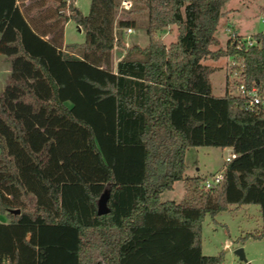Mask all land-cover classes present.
I'll list each match as a JSON object with an SVG mask.
<instances>
[{
  "label": "trees",
  "instance_id": "16d2710c",
  "mask_svg": "<svg viewBox=\"0 0 264 264\" xmlns=\"http://www.w3.org/2000/svg\"><path fill=\"white\" fill-rule=\"evenodd\" d=\"M17 1L0 0V54L9 62L0 91V264H220V254L201 253L200 223L205 215L216 222L232 189L240 204L264 191V110L245 111L227 79L214 97V68L202 60L236 53L245 85L258 83L264 35L245 51L229 39L212 51L227 0H130L147 16V43L125 48L112 70L111 50L123 47L115 27L133 24L115 20L118 0H90L86 14L73 0H51L50 18ZM68 19L82 43L62 44ZM169 24L176 37L164 46L153 32ZM196 146L235 154L209 188L183 178L184 152ZM178 180L180 201H160ZM103 193L107 211L98 215ZM246 237L264 240V223Z\"/></svg>",
  "mask_w": 264,
  "mask_h": 264
},
{
  "label": "rangeland",
  "instance_id": "374dc122",
  "mask_svg": "<svg viewBox=\"0 0 264 264\" xmlns=\"http://www.w3.org/2000/svg\"><path fill=\"white\" fill-rule=\"evenodd\" d=\"M120 0H118L119 2ZM51 0H21L17 1L20 9L23 11L24 6H33L40 8L42 14L47 17L53 16V8L50 4ZM82 14H86L90 0H73ZM128 10L119 9L115 14V20H131L133 24L131 31L126 32L125 28L115 27L117 35L123 44V47L114 45L110 53V68L114 70L115 62L122 57L125 48L131 45H137L142 48L147 43L145 28L147 16L144 12H134L133 8L136 4L131 3ZM264 0H227L221 6V15L218 25L215 29L214 36L216 43L210 44V50L217 48L224 49L225 43L230 38L231 33L236 35H254L263 30L264 25L260 18L263 14ZM131 10V11H130ZM67 14L65 9L61 11ZM27 21L33 27L44 28V22L40 17L30 18L26 16ZM229 30V31H228ZM50 35L44 38H49ZM153 37L160 40L164 46L173 42L176 37V26L169 24L162 29L154 30ZM66 44H80L84 40L81 30H77L75 23L68 19L64 25L62 37ZM68 48H65L66 50ZM77 53V51H72ZM139 54H133V58H139ZM202 63L213 67L214 70L209 74L211 85V93L214 97L220 98L224 95V76L226 55L218 56L215 59L206 58ZM9 75V62L6 57L0 54V91L3 89ZM216 118V117H215ZM229 151L226 147L220 148L215 146H196L188 147L184 152L185 168L183 178L199 177L202 182L205 179H212L213 175L221 172L224 165V157ZM182 180L175 181L170 190H164L159 194L160 201L178 202L183 194ZM231 203L224 211H220L215 215V221L205 215L200 223L199 242L201 252L204 255H221L220 264H264V240L252 239L246 237L241 240L246 233L258 230L264 223V191L262 193L254 192L252 203H237L236 198L238 192L232 189ZM247 199V196L245 197ZM7 221L4 214H0V222ZM241 248L245 261L239 259L233 251Z\"/></svg>",
  "mask_w": 264,
  "mask_h": 264
},
{
  "label": "built area",
  "instance_id": "2783aa9c",
  "mask_svg": "<svg viewBox=\"0 0 264 264\" xmlns=\"http://www.w3.org/2000/svg\"><path fill=\"white\" fill-rule=\"evenodd\" d=\"M130 0H120L118 2L119 9L128 10L131 8ZM261 22L264 25V13L260 18ZM126 32H130V27L125 28ZM229 31V30H228ZM259 33L264 35V28ZM230 44L234 46L236 51L247 50L248 48L258 46L259 42L256 40L253 35L240 36L234 33H231ZM243 64L236 59V53L232 56H226L225 63V76L224 79H227L230 86L234 87V94L239 96L242 99V107L245 111L256 112L258 110H264V74L260 82L252 83L250 86H246L243 79ZM233 151H229L224 157V162H228L234 157ZM222 179V171L213 175L212 179H205L202 182L204 188H209Z\"/></svg>",
  "mask_w": 264,
  "mask_h": 264
},
{
  "label": "water",
  "instance_id": "95a60500",
  "mask_svg": "<svg viewBox=\"0 0 264 264\" xmlns=\"http://www.w3.org/2000/svg\"><path fill=\"white\" fill-rule=\"evenodd\" d=\"M79 30V28H78ZM106 199H107V195L105 193L101 194L98 201H97V207H96V213L98 215L100 214H104L107 211V207H106ZM14 213H17V210H14ZM233 253L242 261H245L243 252L241 248H236ZM248 264V263H246Z\"/></svg>",
  "mask_w": 264,
  "mask_h": 264
},
{
  "label": "crops",
  "instance_id": "0c3cea01",
  "mask_svg": "<svg viewBox=\"0 0 264 264\" xmlns=\"http://www.w3.org/2000/svg\"><path fill=\"white\" fill-rule=\"evenodd\" d=\"M73 4H74V2H73ZM75 6V5H74ZM66 23V22H65ZM65 23H64V25H65ZM64 25H63V31H62V37H63V32H64ZM78 30V29H77ZM80 30V29H79ZM63 39V38H62ZM66 43L64 42V40H63V45H65ZM226 149L228 150V151H231V148L230 147H226ZM195 177V176H194ZM182 182V181H181ZM166 201H168V200H166ZM173 202H175V201H173ZM202 253V252H201ZM203 254V253H202ZM204 255V254H203Z\"/></svg>",
  "mask_w": 264,
  "mask_h": 264
}]
</instances>
